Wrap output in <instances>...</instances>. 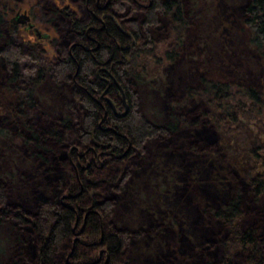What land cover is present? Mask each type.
Masks as SVG:
<instances>
[{"label": "rangeland", "instance_id": "1", "mask_svg": "<svg viewBox=\"0 0 264 264\" xmlns=\"http://www.w3.org/2000/svg\"><path fill=\"white\" fill-rule=\"evenodd\" d=\"M246 1L183 0L189 16L188 27L176 59L164 67L150 61L146 83L137 86L139 109L146 116L157 123L167 121L172 114L179 115L181 120L171 132L149 137L143 143L140 157L138 154L130 157L128 176L117 191L110 190L111 203L102 211L104 227L118 229L125 237V251L130 255L128 264H202L210 258L218 259L219 243L226 229L208 208L223 204L236 190L242 194L240 223L254 226L264 245V196L254 198L245 179L246 173L252 170L251 163L242 156L235 136L219 135L207 122L201 114L204 103L200 99H184L188 87L200 86L202 75L233 85H261L264 61L246 44L242 33ZM6 2V19L15 10H28L40 36L21 24L14 38L6 37L7 42L0 45L11 46V41L20 40L21 33L44 64L55 63L72 39L70 19L59 10L67 8L81 18L89 12L83 0ZM41 14L49 19H42ZM163 25L159 23L152 30L154 38L164 33ZM162 48L163 44H159L156 52L160 53ZM1 53L0 74L4 73ZM43 75L37 86L36 105L26 111L27 120L41 129L59 118L78 119V86L70 78L55 76L49 70ZM2 77L0 182L5 189L2 200L5 207L15 204L39 215L43 211L42 203H51L55 198L61 200L58 193L62 184L76 182L73 166L70 171L63 163L69 158L71 146L62 143L56 152L63 155L61 160L49 162H43L31 152L17 135H24L25 129L22 120L11 115V108L16 104L15 94L1 85ZM248 123L245 133L250 140L264 143V118L261 123ZM71 145L77 144L71 142ZM105 159H109L108 155ZM29 236L22 239L12 222L0 218V264H10L18 255L23 257L26 244H32L28 254L34 256L36 244ZM75 245L71 236L58 253L62 256ZM75 251L90 256L95 253L83 244L77 245Z\"/></svg>", "mask_w": 264, "mask_h": 264}, {"label": "trees", "instance_id": "2", "mask_svg": "<svg viewBox=\"0 0 264 264\" xmlns=\"http://www.w3.org/2000/svg\"><path fill=\"white\" fill-rule=\"evenodd\" d=\"M6 1L9 0H0L2 44L7 42L6 37L11 40L18 31L17 26L6 19ZM83 2L89 10L85 18L76 17L67 8L59 10L60 14L70 19L72 39L55 63L44 64L34 46L23 39L20 33V40L11 41V46L0 45L4 66V73L0 75L4 78L1 85L15 94L16 104L11 108V115L15 114L22 120L26 131L24 135H17L43 162L61 160L63 155L56 153L59 146L62 143L71 146V142L79 146L94 144L99 149L109 147L114 154H118L110 155L101 168L83 171L84 188L80 195L64 199L82 211L91 204L92 208L102 212L111 203L110 190L117 191L128 176L130 157L133 154L140 157L144 151L143 143L149 137L171 132L178 127L181 120L179 115L172 114L167 121L157 123L141 112L137 86L146 83L150 61L164 67L176 59L178 49L185 40L189 16L185 13L183 0ZM54 11L59 13L56 9ZM243 12L241 23L246 44L264 61V0H247ZM40 17L49 19L44 14ZM162 22L164 33L154 38L152 30ZM159 44H163V50L157 53ZM48 70L55 76L60 74L70 78L78 86L80 116L70 120L59 118L40 129L32 125L25 114L28 108L36 105L37 86L43 80V72ZM96 70L105 77H108V73L114 76L125 91L128 110L123 116L109 113L108 118H101L103 107L99 102V94L104 85L103 81L97 79ZM262 78L261 85L255 87L251 84L233 85L226 80L202 75L200 86L188 87L184 95V99L198 98L204 103L201 114L219 135L222 133L236 137L242 156L251 163L252 170L246 173L245 179L254 198L264 196V143L250 140L245 129L248 122L261 123L264 118V76ZM116 91L114 85L108 89V93ZM63 163L71 171L69 159ZM47 178L50 180L52 176ZM4 191V185L0 182V218L12 222L22 239L30 235L29 240L32 237L35 241H32L33 244H36L34 256L29 257L28 254L32 244H26L23 257L18 255L17 260L13 259L10 264H86L90 255L77 252L75 248H70L62 256L58 253L62 244L71 237V209L62 205L58 198L51 203H42L43 211L39 215L15 204L5 207L2 200ZM78 191L77 182L68 186L62 184L58 196ZM92 191L95 193L92 194ZM241 199V190H236L223 204L208 208L212 217L224 226L226 234L219 243L221 250L218 259L210 258L202 264H264V245L259 240L256 228L240 223L243 213ZM89 217L92 219L91 230H94L96 215ZM122 234L113 228L105 230L103 234L109 257L116 264H128L130 256L125 251L126 240ZM77 245L76 242L75 247Z\"/></svg>", "mask_w": 264, "mask_h": 264}, {"label": "flooded vegetation", "instance_id": "3", "mask_svg": "<svg viewBox=\"0 0 264 264\" xmlns=\"http://www.w3.org/2000/svg\"><path fill=\"white\" fill-rule=\"evenodd\" d=\"M25 12L29 16V21H31V16L29 14L28 10H15L14 14L10 19H8V22H10L12 25L17 26V29L22 24L25 29L31 30L33 32V28H27L25 27L27 24L26 22H18L21 18V13ZM72 12V11H71ZM100 18V17H99ZM100 20H102L100 18ZM33 22V21H31ZM36 27V25L34 24ZM37 29V27H36ZM19 30V29H18ZM22 35V34H21ZM103 70H106V68L101 67ZM100 68V69H101ZM108 73V72H107ZM97 79H99L101 82L103 81L104 88L100 92L99 96V102L101 103V107H103V114L102 119L108 118L109 113L116 116H123L125 112L128 110V102H127V96L125 95V91L121 87V85L118 83L117 79L114 76H111L108 73V77L103 76L102 74H99L98 71H95ZM117 87L116 92H109L108 89L112 86ZM106 105H105V104ZM113 142L111 143V146H113ZM106 147V146H105ZM69 163L73 166L74 174L76 175V182L77 186H79L80 191L70 194V193H63L61 195V204L66 206L68 209H71L73 214L70 219L69 223V231L72 236V242L76 244H83L84 246L88 245L91 247L93 252H95L93 255H91L88 259L86 264H116L112 261V259L109 257V251L107 249V242L106 240H103L104 231L107 230L104 227V218L103 213L99 212L97 208H92L91 204L90 207H88L85 211H82L78 208H76L74 205L67 203L64 201L65 198H73L78 197L80 195L81 190L84 188L83 185V171H92L94 168H101L105 165L106 161L108 159L104 160V156L108 155V157L115 156L118 154H114L112 149L109 147H106L105 149L101 148L99 149L97 146L93 145H87L85 148H81L78 145H71L69 150ZM86 179V177H85ZM88 181V180H87ZM95 214L97 219V225L94 230H91L92 226V219L89 217V215ZM92 234V235H90ZM74 246L71 248V250H74Z\"/></svg>", "mask_w": 264, "mask_h": 264}, {"label": "water", "instance_id": "4", "mask_svg": "<svg viewBox=\"0 0 264 264\" xmlns=\"http://www.w3.org/2000/svg\"><path fill=\"white\" fill-rule=\"evenodd\" d=\"M21 16L23 17V18H21L20 20H18V22H26L27 21V24H26V26L25 27H27V28H33L34 30H33V32H35L36 33V35L37 36H40V32H38V30L36 29V27L34 26V23L33 22H31V21H29V16L25 13V12H22L21 13Z\"/></svg>", "mask_w": 264, "mask_h": 264}]
</instances>
